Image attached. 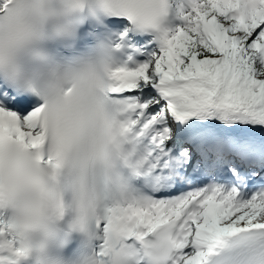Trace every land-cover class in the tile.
<instances>
[{
  "label": "snow or ice",
  "instance_id": "6c2138e0",
  "mask_svg": "<svg viewBox=\"0 0 264 264\" xmlns=\"http://www.w3.org/2000/svg\"><path fill=\"white\" fill-rule=\"evenodd\" d=\"M0 264H264V0H0Z\"/></svg>",
  "mask_w": 264,
  "mask_h": 264
}]
</instances>
